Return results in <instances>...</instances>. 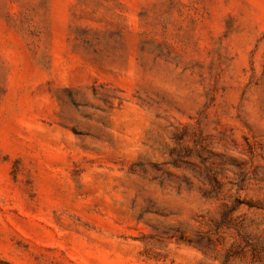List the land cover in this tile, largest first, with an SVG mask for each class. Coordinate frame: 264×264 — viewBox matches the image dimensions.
<instances>
[{
	"label": "rangeland",
	"instance_id": "obj_1",
	"mask_svg": "<svg viewBox=\"0 0 264 264\" xmlns=\"http://www.w3.org/2000/svg\"><path fill=\"white\" fill-rule=\"evenodd\" d=\"M0 264H264V0H0Z\"/></svg>",
	"mask_w": 264,
	"mask_h": 264
}]
</instances>
